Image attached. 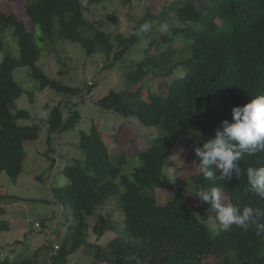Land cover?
Segmentation results:
<instances>
[{
  "label": "trees",
  "instance_id": "trees-1",
  "mask_svg": "<svg viewBox=\"0 0 264 264\" xmlns=\"http://www.w3.org/2000/svg\"><path fill=\"white\" fill-rule=\"evenodd\" d=\"M98 1L90 0L89 4ZM197 2L171 0L158 14L147 10L127 36L116 34L114 43L107 34L85 21L82 0L26 1L25 14L46 40L52 41L58 25L62 40L79 43L88 55L100 51L118 61L132 46L140 44L142 35L133 33L141 24L155 20L164 23L167 18L176 20L163 33L160 43L150 45V50L147 45L140 60L130 61L128 72L138 85L134 92H128L127 79L123 92H109L98 102L103 109L125 119H135L142 129L148 130L144 136L147 146L135 155L140 166L129 177L119 176L120 163L125 157H116L103 140L98 125H92L87 134L80 135L78 148L82 159L64 167L66 184L52 190L61 206L72 209L75 221L69 227L73 237L58 246L53 259L65 260L83 244L86 218L105 200L118 195L116 181L119 180L123 188L118 197L124 214L123 232L108 244L112 261L98 250L97 264H203L207 256L217 257L223 264H264V232L257 234L255 228L244 231L232 225L227 230L219 226L212 236L193 211L186 209L180 194L185 189L183 185L170 187L176 196L163 204H157L150 195L152 191H148L159 181L160 171L181 139H186L189 146L202 147L214 138L217 130H223L224 120L233 122L232 108L264 95V0H203L204 7ZM81 27L88 29L91 36H82ZM6 28H11L18 40L19 57L15 59L5 53L0 62V175L5 173L15 182L26 156L23 143L37 140L45 127L49 145L52 134L67 131L79 118L76 112L64 118L59 108L54 107L42 113L37 124L17 125L28 114L22 110L12 114L8 108L23 93L13 80L15 69L29 67L40 87L49 86L57 93L75 96L80 90L45 76L36 66L40 54L32 32L11 12H0V30ZM178 44L180 47L176 48ZM3 47L0 39V51ZM176 69L183 74L175 76ZM156 78L162 80L156 84ZM87 89L83 95L89 94ZM189 156L188 160L199 166L195 153ZM234 163L241 169L239 178L233 171L230 179L208 182L221 188L232 206L264 210V199L252 192L246 174L249 167L264 166V151L254 156L245 154ZM214 166L211 169L219 177L221 170H213ZM199 177L200 181L204 180L201 173ZM202 185L196 183L195 189ZM197 203L204 204L198 198ZM260 222L264 223V218ZM109 225L106 217L98 215L92 231L100 237ZM6 231H9L7 222L0 221V233ZM44 248L52 250L47 245ZM23 255L22 252L11 260L0 255V264H35V253L25 259Z\"/></svg>",
  "mask_w": 264,
  "mask_h": 264
},
{
  "label": "rangeland",
  "instance_id": "rangeland-1",
  "mask_svg": "<svg viewBox=\"0 0 264 264\" xmlns=\"http://www.w3.org/2000/svg\"><path fill=\"white\" fill-rule=\"evenodd\" d=\"M26 1L0 0V12H11L23 22L27 30L32 32L40 54L36 66L44 75L60 85L78 88L80 92L75 96H67L57 93L49 86L42 88L39 80L31 75L29 67H20L15 69L12 77L22 88L23 93L19 99L8 105L9 111L15 114L16 111L22 110L28 114L27 118L16 122L19 126L37 124L42 113L54 107L59 108L64 118H67L71 112H76L79 118L67 131L52 134L49 145L46 143L47 128L45 127H42L37 140L24 142L23 149L26 156L15 182H11L5 173L0 175V221L7 222L9 226V231L0 233V255L11 260L22 252L24 253L22 259L30 258L35 253V264H97L95 256L99 250L111 262L113 257L108 244L122 234L124 228V214L118 202V197L123 193L119 180L116 181L118 195L105 200L95 208L91 216L86 218L87 228L84 235L82 234L83 244L65 260L53 259L57 255L53 246L60 247L66 241L69 242L73 237L69 227L75 221L72 209L61 206L54 199L52 190L66 184L67 179L62 173L64 167L82 159V153L78 148L80 135L87 134L92 125H98L104 135L103 140L117 158L125 157L120 163L119 176L129 177L133 169L140 166L135 155L147 146L144 136L148 130L142 129L135 119H125L103 109L98 102L109 92L116 94L123 92L127 88V79L128 92H134L138 85L133 82V74L128 72L130 61L140 60L145 54L144 48L147 45L154 46V43H160L163 33L166 32L161 31V25L167 24L170 28L175 25L176 20L172 18L171 21L167 18L164 23H160L159 20L150 23L151 30L141 34L140 44L132 46L130 52L118 61L113 55L108 57L100 51L88 55L79 43L62 40L59 38L58 25H55L52 41L46 40L38 28L31 25L30 19L25 14ZM89 1L82 0L85 21L93 24L96 30L107 34L114 43L115 35L127 36L136 21L141 20L147 10L158 14L171 2V0H100L89 4ZM197 3L198 6H206L203 0ZM79 32L84 37L91 36V32L84 27H81ZM0 39L4 46L0 51V62L5 53L17 59L19 46L12 29L6 28L3 32L0 30ZM179 47L178 44L176 48ZM174 73L175 76L183 74L180 69H176ZM161 80L156 78V84ZM88 81L92 83L89 86V96L85 93L83 95V92L88 90L86 88ZM44 106L48 108L44 109ZM186 142V139H181L173 148L171 157L166 160V165L159 173V181L148 191H152L150 195L157 204H163L176 196L175 190L170 187L180 188L183 185L185 189L180 194L185 199L186 209L193 211L213 236L218 227L222 226L216 219V213L211 210L210 203L204 202L198 205L197 198L189 192H194L196 183L203 184L202 187L207 189L214 186H211L206 179L200 181L199 166L188 160V157H191L189 155L195 153V147L189 146ZM217 169L215 165L213 170ZM37 176L42 177V180L36 179ZM222 196L224 202L230 204L223 193ZM98 215L106 217L110 222L109 228L100 237L92 231ZM34 223H38L40 227H34ZM44 245L51 247L52 250L45 249ZM203 264H223V262L217 257L207 256Z\"/></svg>",
  "mask_w": 264,
  "mask_h": 264
},
{
  "label": "clouds",
  "instance_id": "clouds-1",
  "mask_svg": "<svg viewBox=\"0 0 264 264\" xmlns=\"http://www.w3.org/2000/svg\"><path fill=\"white\" fill-rule=\"evenodd\" d=\"M167 28V24L161 25V31H167ZM150 30L151 24L145 22L133 34L140 35ZM91 85L92 83L88 81L86 88ZM232 121L229 123L224 120L222 131L217 130L214 138L204 142L202 147L195 148V156L200 162L199 172L206 180L230 179L233 171L239 178L241 169L234 162L240 160L245 154L254 156L264 151V95L251 99L243 106L232 108ZM213 164L221 170L219 177L211 169ZM246 174L252 192L258 198L264 199V166L249 167ZM189 193L201 202L211 204V210L216 213V219L225 230L235 225L244 231L255 228L257 234L264 232V223L260 222L264 218V210L251 206L237 207L226 204L221 188L218 187L206 190L201 186ZM54 247L53 250H55Z\"/></svg>",
  "mask_w": 264,
  "mask_h": 264
},
{
  "label": "built area",
  "instance_id": "built-area-1",
  "mask_svg": "<svg viewBox=\"0 0 264 264\" xmlns=\"http://www.w3.org/2000/svg\"><path fill=\"white\" fill-rule=\"evenodd\" d=\"M38 226H39V225H38V223H35V224H34V227H36V228H37ZM54 249H55V250H57V249H58V247H57V246H55V247H54Z\"/></svg>",
  "mask_w": 264,
  "mask_h": 264
}]
</instances>
